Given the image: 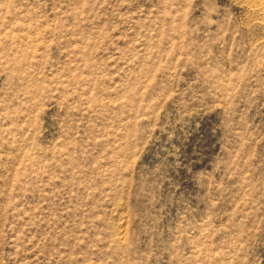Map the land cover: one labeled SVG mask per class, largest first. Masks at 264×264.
<instances>
[{
  "label": "rangeland",
  "instance_id": "obj_1",
  "mask_svg": "<svg viewBox=\"0 0 264 264\" xmlns=\"http://www.w3.org/2000/svg\"><path fill=\"white\" fill-rule=\"evenodd\" d=\"M254 4L0 0V264H264Z\"/></svg>",
  "mask_w": 264,
  "mask_h": 264
},
{
  "label": "bare ground",
  "instance_id": "obj_2",
  "mask_svg": "<svg viewBox=\"0 0 264 264\" xmlns=\"http://www.w3.org/2000/svg\"><path fill=\"white\" fill-rule=\"evenodd\" d=\"M254 2H255V6H256V8H258L259 9V12H260V10L261 11H263L264 12V0H254ZM253 7V6H252ZM262 12V13H263ZM264 15V14H263Z\"/></svg>",
  "mask_w": 264,
  "mask_h": 264
}]
</instances>
